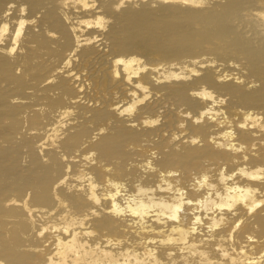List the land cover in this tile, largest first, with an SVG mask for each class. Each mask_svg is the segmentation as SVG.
<instances>
[{
  "label": "bare ground",
  "instance_id": "6f19581e",
  "mask_svg": "<svg viewBox=\"0 0 264 264\" xmlns=\"http://www.w3.org/2000/svg\"><path fill=\"white\" fill-rule=\"evenodd\" d=\"M0 264H264V0H0Z\"/></svg>",
  "mask_w": 264,
  "mask_h": 264
},
{
  "label": "snow or ice",
  "instance_id": "6c2138e0",
  "mask_svg": "<svg viewBox=\"0 0 264 264\" xmlns=\"http://www.w3.org/2000/svg\"><path fill=\"white\" fill-rule=\"evenodd\" d=\"M120 5H118V7H119ZM102 17L101 18H98L97 19V25L99 26V27H103V23H102ZM121 63L123 62V61H120ZM205 95H206V93H205ZM126 111H128V109H126Z\"/></svg>",
  "mask_w": 264,
  "mask_h": 264
}]
</instances>
